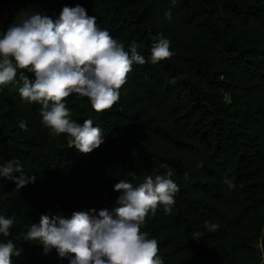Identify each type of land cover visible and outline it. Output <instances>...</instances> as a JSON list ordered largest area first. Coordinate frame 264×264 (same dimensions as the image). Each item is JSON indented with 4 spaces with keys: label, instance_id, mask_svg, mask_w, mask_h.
Instances as JSON below:
<instances>
[{
    "label": "trees",
    "instance_id": "obj_1",
    "mask_svg": "<svg viewBox=\"0 0 264 264\" xmlns=\"http://www.w3.org/2000/svg\"><path fill=\"white\" fill-rule=\"evenodd\" d=\"M76 6L125 51L135 43L146 63L133 64L107 112L77 94L65 100L70 119L101 129L104 142L90 154L69 147L67 134L42 124L41 106L22 100V75L34 82L33 72L18 69L0 86V166L19 160L36 177L18 191L0 177V216L14 220L0 242L11 239L20 252L12 264H69L24 240L31 224L75 212L99 218L119 207L115 184L135 187L168 171L179 187L175 204L169 213L158 207L141 228L164 264H264V0H0V25L12 8L18 21L34 13L56 21ZM158 36L173 55L152 64Z\"/></svg>",
    "mask_w": 264,
    "mask_h": 264
},
{
    "label": "clouds",
    "instance_id": "obj_2",
    "mask_svg": "<svg viewBox=\"0 0 264 264\" xmlns=\"http://www.w3.org/2000/svg\"><path fill=\"white\" fill-rule=\"evenodd\" d=\"M165 18H172L171 10ZM155 39L152 64L173 55L168 39ZM145 63L135 43L125 51L124 45L101 30L96 18L80 6L65 7L56 21L39 13L24 15L0 33V86L13 83L18 69L33 72L34 82L22 75L20 97L29 104H39L42 124L56 135L67 134L69 147L83 154L98 148L104 142L103 134L92 126L91 119H85L83 125L70 119L65 100L77 94L86 97L96 113L107 112L118 103L133 64ZM19 127L28 130L25 121ZM171 176V171L154 178L149 175L135 187L121 180L114 185L121 195L113 212L101 210L99 218L86 212H75L69 219L42 215L39 225L31 224L24 240L38 241L45 253L55 249L59 257H71L69 264H164L157 240L148 238L149 233L141 228L158 207L163 206L165 213L171 211L179 191ZM0 177L13 181L17 191L36 179L24 172L19 160L0 166ZM225 183L229 189L235 187L231 180ZM13 224L12 218L0 216V235L9 237ZM205 225L210 232L219 228L207 221ZM192 237L198 240L201 233ZM258 248L264 253V239ZM19 255L11 239L0 242V264H12V257Z\"/></svg>",
    "mask_w": 264,
    "mask_h": 264
},
{
    "label": "rangeland",
    "instance_id": "obj_3",
    "mask_svg": "<svg viewBox=\"0 0 264 264\" xmlns=\"http://www.w3.org/2000/svg\"><path fill=\"white\" fill-rule=\"evenodd\" d=\"M18 22V12L15 8H12L11 14L9 15L7 21L0 25V33L6 31L10 25Z\"/></svg>",
    "mask_w": 264,
    "mask_h": 264
}]
</instances>
